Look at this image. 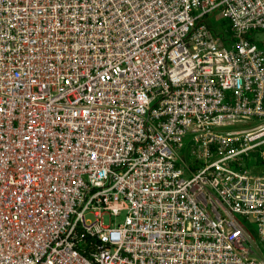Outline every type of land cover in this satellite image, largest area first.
<instances>
[{
  "label": "built area",
  "instance_id": "obj_1",
  "mask_svg": "<svg viewBox=\"0 0 264 264\" xmlns=\"http://www.w3.org/2000/svg\"><path fill=\"white\" fill-rule=\"evenodd\" d=\"M262 31L264 0H0V264H264Z\"/></svg>",
  "mask_w": 264,
  "mask_h": 264
},
{
  "label": "rangeland",
  "instance_id": "obj_2",
  "mask_svg": "<svg viewBox=\"0 0 264 264\" xmlns=\"http://www.w3.org/2000/svg\"><path fill=\"white\" fill-rule=\"evenodd\" d=\"M260 36H262L264 38V32L262 31L260 34ZM258 123V118L257 117H254L253 119L251 120H248L247 122L245 123H240L236 126V128H248V127H252L254 124ZM264 149V146H261L259 147L258 149H255L254 150V158H252L251 160H249V165L250 166H253L255 162L259 161V163L262 164L263 168H264V164L262 163L263 161V156H261V149ZM258 157V158H257ZM241 220L243 223H245L246 226H248L251 231L256 235L257 234V224L258 222L255 221V219L252 217V218H247L245 216H241ZM257 236V235H256ZM258 237V240L260 241V238L259 236ZM263 244V243H262ZM264 245V244H263Z\"/></svg>",
  "mask_w": 264,
  "mask_h": 264
}]
</instances>
